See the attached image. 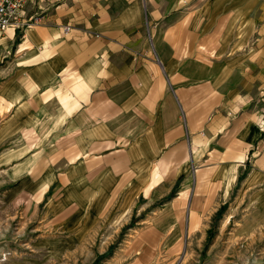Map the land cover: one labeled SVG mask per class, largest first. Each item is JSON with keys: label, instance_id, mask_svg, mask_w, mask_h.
I'll return each mask as SVG.
<instances>
[{"label": "crops", "instance_id": "obj_1", "mask_svg": "<svg viewBox=\"0 0 264 264\" xmlns=\"http://www.w3.org/2000/svg\"><path fill=\"white\" fill-rule=\"evenodd\" d=\"M259 12L258 0H29L30 23L0 33L2 171L46 218L109 210L193 169L201 187L207 142L262 134L243 113L264 99Z\"/></svg>", "mask_w": 264, "mask_h": 264}, {"label": "rangeland", "instance_id": "obj_2", "mask_svg": "<svg viewBox=\"0 0 264 264\" xmlns=\"http://www.w3.org/2000/svg\"><path fill=\"white\" fill-rule=\"evenodd\" d=\"M258 3L263 25L264 0ZM261 103L243 109L262 128L252 146L226 130L207 142L205 154L196 152L197 169L206 172L201 187L195 169L175 173L173 186L162 178L141 193L130 188L109 210L90 204L83 211L73 204L61 216L46 218L44 207L34 212L36 202L21 196L0 167V264H264ZM238 153L248 156L241 161ZM189 177L191 186L182 187Z\"/></svg>", "mask_w": 264, "mask_h": 264}, {"label": "built area", "instance_id": "obj_3", "mask_svg": "<svg viewBox=\"0 0 264 264\" xmlns=\"http://www.w3.org/2000/svg\"><path fill=\"white\" fill-rule=\"evenodd\" d=\"M29 0H0V33H4L11 27L22 28L30 23V19L23 16V9ZM65 27L64 31H69Z\"/></svg>", "mask_w": 264, "mask_h": 264}, {"label": "bare ground", "instance_id": "obj_4", "mask_svg": "<svg viewBox=\"0 0 264 264\" xmlns=\"http://www.w3.org/2000/svg\"><path fill=\"white\" fill-rule=\"evenodd\" d=\"M11 28H14V27H11Z\"/></svg>", "mask_w": 264, "mask_h": 264}]
</instances>
